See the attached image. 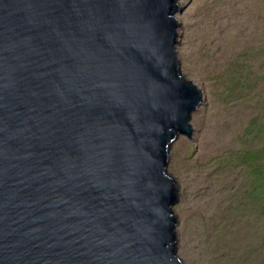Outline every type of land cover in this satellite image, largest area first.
Returning a JSON list of instances; mask_svg holds the SVG:
<instances>
[{
	"label": "water",
	"instance_id": "1",
	"mask_svg": "<svg viewBox=\"0 0 264 264\" xmlns=\"http://www.w3.org/2000/svg\"><path fill=\"white\" fill-rule=\"evenodd\" d=\"M175 0H0V264H180L172 148L203 96Z\"/></svg>",
	"mask_w": 264,
	"mask_h": 264
},
{
	"label": "trees",
	"instance_id": "2",
	"mask_svg": "<svg viewBox=\"0 0 264 264\" xmlns=\"http://www.w3.org/2000/svg\"><path fill=\"white\" fill-rule=\"evenodd\" d=\"M213 6L221 9L233 38L224 53L226 66L215 77L214 94L236 112L223 123L228 141L206 161L220 196L211 202L210 216L201 219L216 251L205 260L264 264V32L247 26L264 25V0H216Z\"/></svg>",
	"mask_w": 264,
	"mask_h": 264
},
{
	"label": "rangeland",
	"instance_id": "3",
	"mask_svg": "<svg viewBox=\"0 0 264 264\" xmlns=\"http://www.w3.org/2000/svg\"><path fill=\"white\" fill-rule=\"evenodd\" d=\"M215 1L180 0L183 6L180 13L186 16L184 19L178 17L182 28L179 29L177 54L182 73L201 88L206 104L200 106L193 119V141L177 144L171 154V175L181 192L180 209L175 211L179 218L177 246L185 264H207L205 255L208 254L209 259V252L216 254L213 241L208 242L210 238L201 222L205 216H210L209 206L220 196L219 187L211 184L206 161L228 141V131L225 132L223 123L228 113L236 112L229 111L224 99L214 94L215 77L226 66L224 53L233 39L226 21L221 18V9L213 6ZM247 26L253 32L257 29L264 32V25ZM251 39L254 40L255 35ZM208 76L212 77L211 81L207 80Z\"/></svg>",
	"mask_w": 264,
	"mask_h": 264
},
{
	"label": "bare ground",
	"instance_id": "4",
	"mask_svg": "<svg viewBox=\"0 0 264 264\" xmlns=\"http://www.w3.org/2000/svg\"><path fill=\"white\" fill-rule=\"evenodd\" d=\"M175 1L179 3V12H181L183 6H182L180 0H175ZM180 28H182V23L181 22H179V29ZM174 67L175 68H178V69H181V65H180V61H179L178 54H176V61L174 62ZM181 73H182V69H181ZM182 78H183L184 87H185V90L186 91H193L197 96H203L202 90L201 89L198 90L197 85L195 83H193L192 81L187 80L184 77L183 73H182ZM193 133H194V129L192 127L191 134H190L189 138H192L193 137ZM171 177H172L173 183H174L177 191L180 193V197H181V192L179 190L177 181L175 180V178L172 175H171ZM173 212L175 214V218H176V222H177V229H178V226H179V218L176 215V212L175 211H173ZM177 237H178V233H177ZM177 245H178V241H177ZM179 260H180V264H185L184 261L180 257H179Z\"/></svg>",
	"mask_w": 264,
	"mask_h": 264
},
{
	"label": "clouds",
	"instance_id": "5",
	"mask_svg": "<svg viewBox=\"0 0 264 264\" xmlns=\"http://www.w3.org/2000/svg\"><path fill=\"white\" fill-rule=\"evenodd\" d=\"M201 88H198V90H200Z\"/></svg>",
	"mask_w": 264,
	"mask_h": 264
}]
</instances>
